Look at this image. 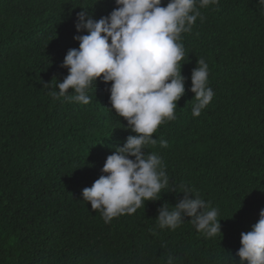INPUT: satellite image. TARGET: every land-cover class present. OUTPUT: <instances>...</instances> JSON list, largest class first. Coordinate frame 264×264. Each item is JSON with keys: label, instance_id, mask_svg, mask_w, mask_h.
Masks as SVG:
<instances>
[{"label": "trees", "instance_id": "trees-1", "mask_svg": "<svg viewBox=\"0 0 264 264\" xmlns=\"http://www.w3.org/2000/svg\"><path fill=\"white\" fill-rule=\"evenodd\" d=\"M116 7L115 0H0V264H167L169 255L175 264H240L241 233L264 209V5L219 0L199 8L180 39L186 94L176 118L153 134L168 146L144 150L162 158L169 185L158 201L105 223L82 191L137 134L112 109L111 83L93 82L88 105L48 93L69 74L62 64L79 48L74 37L87 34L77 32L78 13L99 20ZM198 59L208 64L214 97L194 117ZM185 185L217 209L222 233L207 237L191 217L175 230L158 226V209L182 200Z\"/></svg>", "mask_w": 264, "mask_h": 264}, {"label": "clouds", "instance_id": "clouds-1", "mask_svg": "<svg viewBox=\"0 0 264 264\" xmlns=\"http://www.w3.org/2000/svg\"><path fill=\"white\" fill-rule=\"evenodd\" d=\"M218 2L169 0L163 6V0H115L117 7L99 20L88 10L78 13L77 32L87 34L74 37L79 48L69 49L62 64L69 74L59 81L58 92L50 89L48 94L88 105L91 98L87 93L93 82L95 87L101 79L111 83L112 109L137 134L128 136L123 147L115 148L106 159L104 174L82 191L84 201L90 202L93 211H99L105 223L136 213L145 202L158 201V194L169 185L162 158L145 154V146L158 142L163 148L168 146L166 140L153 139V134L165 120L176 118L177 102L186 94L187 78L179 67L185 55L181 34L191 30L201 15L199 8ZM258 3L264 5V0ZM208 76V64L198 59L190 89L195 94L194 117H199L213 100ZM70 89L74 96L66 95ZM182 193L184 198L174 207L164 203L158 209V226L175 230L185 217H191L197 231L207 237L222 233L217 209L194 195L187 185ZM236 255L240 264H264V209L251 231L241 233ZM167 264H175L174 257L169 255Z\"/></svg>", "mask_w": 264, "mask_h": 264}]
</instances>
